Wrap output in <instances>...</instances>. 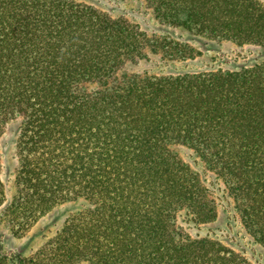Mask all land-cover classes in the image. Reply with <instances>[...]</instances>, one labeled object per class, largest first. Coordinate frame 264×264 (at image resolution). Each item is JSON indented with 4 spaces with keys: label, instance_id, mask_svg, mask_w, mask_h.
Instances as JSON below:
<instances>
[{
    "label": "trees",
    "instance_id": "trees-1",
    "mask_svg": "<svg viewBox=\"0 0 264 264\" xmlns=\"http://www.w3.org/2000/svg\"><path fill=\"white\" fill-rule=\"evenodd\" d=\"M142 1L163 25L264 56L260 0ZM146 50L170 61L201 55L75 0H0V136L22 120L11 197L0 164V224L21 236L60 204H87L40 264H252L178 223L184 214L208 226L219 214L178 146L223 181L244 230L264 246V60L130 71Z\"/></svg>",
    "mask_w": 264,
    "mask_h": 264
},
{
    "label": "rangeland",
    "instance_id": "rangeland-1",
    "mask_svg": "<svg viewBox=\"0 0 264 264\" xmlns=\"http://www.w3.org/2000/svg\"><path fill=\"white\" fill-rule=\"evenodd\" d=\"M88 6H94L101 12L113 18L125 17L139 27V30L151 38H170L180 44L189 45L199 51L198 60L183 62L162 60L149 50L148 60L142 61L137 67H130V71L153 73H185L198 72L221 66L239 67L251 65L264 60L260 49L252 46H238L233 42L211 41L205 38L191 36L182 28H172L159 23L153 11L142 0H75ZM264 3V0H260ZM20 118L13 119L6 124L0 136V164L1 179L5 185L7 196L15 194V176L17 170L16 141ZM176 152L191 169L200 174L206 185L212 191L218 206V220L208 226L192 223L189 216L180 214L178 223L192 236H208L219 241L223 246L236 252L252 264H264V246L257 243L244 230L241 221L234 210V202L221 179L208 170L206 164L195 152L187 147L178 146ZM82 200L67 202L56 206L49 214L32 225L24 234L16 236L10 226L0 224V253L8 264H35L45 262L46 249L56 243L57 233L62 230L71 216L86 208ZM75 264H88L80 260Z\"/></svg>",
    "mask_w": 264,
    "mask_h": 264
}]
</instances>
